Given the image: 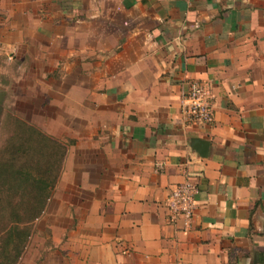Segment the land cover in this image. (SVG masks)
<instances>
[{"label": "crops", "instance_id": "obj_1", "mask_svg": "<svg viewBox=\"0 0 264 264\" xmlns=\"http://www.w3.org/2000/svg\"><path fill=\"white\" fill-rule=\"evenodd\" d=\"M0 61L63 73L49 240L22 264H264V0H0ZM192 81L211 123H183ZM185 180L187 224L165 204Z\"/></svg>", "mask_w": 264, "mask_h": 264}, {"label": "trees", "instance_id": "obj_2", "mask_svg": "<svg viewBox=\"0 0 264 264\" xmlns=\"http://www.w3.org/2000/svg\"><path fill=\"white\" fill-rule=\"evenodd\" d=\"M16 122L23 128L20 133L14 135V139L18 141L13 140L5 147L0 158V232L4 230L7 232L6 242L1 245L3 260L0 264H14L18 259L20 249L15 257L10 258L8 246L15 241L21 245L27 232L25 229H19L16 224L18 221L24 222L23 224L29 223L41 214L65 154V148L60 143L50 139L35 127ZM34 155L41 159L35 160ZM34 172L37 174L34 175ZM20 190L28 194L16 198L17 195L11 193ZM6 192L7 194H3ZM3 212L8 216L6 223H2ZM21 215L25 216L24 221L19 220Z\"/></svg>", "mask_w": 264, "mask_h": 264}, {"label": "rangeland", "instance_id": "obj_3", "mask_svg": "<svg viewBox=\"0 0 264 264\" xmlns=\"http://www.w3.org/2000/svg\"><path fill=\"white\" fill-rule=\"evenodd\" d=\"M52 60L55 61V59ZM0 62V158L4 154L3 150L5 147L13 142V140L18 141V139H14V135L20 133L23 128H20L16 121L35 127L38 131L44 133L50 139L60 143L61 146H63L66 150V145H64L61 140H57L53 135L47 132L46 125L44 126V123L46 124L48 122L41 120L39 117L40 110L43 109L42 107L47 103L45 97L42 95H45V92L48 94V91L60 92L58 88L62 86L60 85L58 88L55 87L56 83L54 81L63 75L61 69H59L61 66L58 64L45 63L43 67L35 65L37 69L43 68V71L41 69H39L40 71H29V69H31L33 66L31 64L34 62L30 61V65H23L21 62L16 65L12 64V70H9L8 65H6L3 61ZM56 67H58V69H55ZM49 69H53V71H48ZM39 78H41V81H39ZM49 81H51L50 84H52V86L47 85L46 88H41V84H48ZM29 84L33 86L25 87V85ZM41 99L45 100L43 104L40 101ZM46 157H48V155ZM38 159L41 158L35 156V160ZM33 174L36 175L37 173L34 172ZM11 193L16 194V198L28 194V192H25L24 194L22 190L16 193ZM3 194H7V192ZM3 216L2 223L7 221L8 217L7 213L4 212ZM39 216L29 223L23 224L24 222L18 221V224H16L19 229L26 230L27 236L21 245L19 242L15 241L10 246H8L10 249V258L15 257L17 255L18 249H20L18 259L14 264H19L18 262H21L22 264V259H19V257L22 256L27 245L28 256H34L35 253L37 257L39 253L43 251L40 241L49 240V229L45 228L43 231L38 229L40 225H43L39 220ZM24 219L25 216L22 215L19 218L21 221H24ZM11 221L12 220H10V222ZM6 233L7 232L5 230L0 232V261L3 260L1 256V249L3 244H5L4 242H6Z\"/></svg>", "mask_w": 264, "mask_h": 264}, {"label": "built area", "instance_id": "obj_4", "mask_svg": "<svg viewBox=\"0 0 264 264\" xmlns=\"http://www.w3.org/2000/svg\"><path fill=\"white\" fill-rule=\"evenodd\" d=\"M178 102L179 112L185 125H204L213 121L211 93L205 83L190 82ZM196 193L195 184L189 180L175 184L165 198V204L172 217H182L187 224L196 207Z\"/></svg>", "mask_w": 264, "mask_h": 264}]
</instances>
